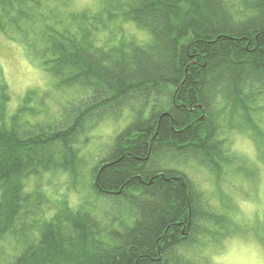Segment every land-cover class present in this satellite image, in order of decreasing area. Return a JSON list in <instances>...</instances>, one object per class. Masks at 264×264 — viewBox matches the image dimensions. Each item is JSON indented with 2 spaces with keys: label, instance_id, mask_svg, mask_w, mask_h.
Masks as SVG:
<instances>
[{
  "label": "trees",
  "instance_id": "trees-1",
  "mask_svg": "<svg viewBox=\"0 0 264 264\" xmlns=\"http://www.w3.org/2000/svg\"><path fill=\"white\" fill-rule=\"evenodd\" d=\"M0 33L54 90L76 92L50 112L34 88L9 114L0 76V264H214L206 250L241 236L232 206L212 205L186 169L223 181L234 133L264 161V0H0ZM124 109L131 120L90 168L108 207L25 189L48 172L73 185L82 138Z\"/></svg>",
  "mask_w": 264,
  "mask_h": 264
},
{
  "label": "rangeland",
  "instance_id": "rangeland-1",
  "mask_svg": "<svg viewBox=\"0 0 264 264\" xmlns=\"http://www.w3.org/2000/svg\"><path fill=\"white\" fill-rule=\"evenodd\" d=\"M98 2L73 0V8H95ZM124 28L125 34L133 33L137 38L146 39L145 33L134 25L126 24ZM0 76L5 80L9 94L5 103L9 114L14 113L25 94L34 88H37V92H44V105L50 107V112L76 95L74 89L54 90V78L26 57L20 43L1 33ZM130 115V111L124 109L120 116L106 119L86 133L80 144L84 162L80 168L81 176L73 185L68 182L66 174L48 172L29 178L25 189L44 191L51 206L67 200L72 207L84 201L93 203L98 212L108 207L109 201L95 199L89 190L92 175L90 168L106 154L113 136L129 123ZM229 143L235 161L227 169L223 181L216 184L205 169L195 165L190 164L186 169L188 177L214 198L212 205L218 206L219 199L215 197L216 194H222L221 203L226 205L228 202L232 206L233 218L245 229L244 234L241 229V236L227 238L206 251L214 264H264V161L258 158L253 141L245 134H232ZM247 169L254 170V175L248 173Z\"/></svg>",
  "mask_w": 264,
  "mask_h": 264
}]
</instances>
